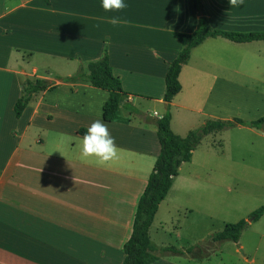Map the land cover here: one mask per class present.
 <instances>
[{
    "label": "crops",
    "instance_id": "obj_1",
    "mask_svg": "<svg viewBox=\"0 0 264 264\" xmlns=\"http://www.w3.org/2000/svg\"><path fill=\"white\" fill-rule=\"evenodd\" d=\"M49 1L0 0V264H123L140 198L161 153L155 120L170 110L172 131L185 138L210 121L263 117L264 92L236 79L264 74V41L207 39L192 50L179 77L182 90L168 104L166 76L182 49L175 33H193L198 25L192 0H125L128 7L118 13L105 12L101 0ZM202 2L214 29L264 32V0H244L239 7L229 0ZM113 16L124 22L113 26ZM106 47L126 100L140 115L120 107L114 121H105L109 91L59 81L100 59ZM252 47H259L248 54L256 65L245 68L247 53L241 51ZM27 79H45L54 88L33 99L19 118L15 106ZM151 104L159 111L151 112ZM96 119L108 125L120 149L106 165L81 155L82 138ZM234 127L264 139V130ZM201 143L159 206L150 228L153 244L165 226L163 211L190 213L180 198L194 187L181 173ZM260 222L264 213L248 227ZM243 233L233 242L232 264H264V233L253 232L250 248ZM217 250L206 256L182 251L185 264H213L208 262L220 255ZM181 260L168 255L152 264Z\"/></svg>",
    "mask_w": 264,
    "mask_h": 264
},
{
    "label": "rangeland",
    "instance_id": "obj_2",
    "mask_svg": "<svg viewBox=\"0 0 264 264\" xmlns=\"http://www.w3.org/2000/svg\"><path fill=\"white\" fill-rule=\"evenodd\" d=\"M258 49L259 47H252L241 51L244 55L247 53L243 61L245 68L256 65L248 54L251 51L253 54ZM226 65L233 66L229 60ZM262 65H259L261 70L264 69ZM251 76L252 78L240 77L236 80L264 92L263 72ZM148 107L151 112L159 111L156 104ZM242 115L250 117L244 112ZM233 116L234 119L237 117ZM249 131L234 127L223 131L221 135L208 136L203 140L193 162L185 165L181 173L184 178L190 175V186L194 187L180 198L183 204H190V213L185 214L183 209H180L179 214L176 210L169 209L170 213L163 211L160 218L164 220L165 226L158 237L154 236V244L159 247H174L179 251L193 248L197 255H201L202 249L213 252L218 247L216 252L220 255L215 257L213 253L212 261L208 263H233L230 255L232 249H235L234 243L226 241L210 244V238L223 231L227 224L241 220L248 223L253 221L252 213L264 208V139ZM253 232L264 233V222L255 224V228L247 226L244 230L242 242L248 248L256 243V237L251 236ZM158 249L160 257H183L182 263H187L185 254H169L163 248Z\"/></svg>",
    "mask_w": 264,
    "mask_h": 264
},
{
    "label": "trees",
    "instance_id": "obj_3",
    "mask_svg": "<svg viewBox=\"0 0 264 264\" xmlns=\"http://www.w3.org/2000/svg\"><path fill=\"white\" fill-rule=\"evenodd\" d=\"M49 3V0H44ZM198 13L199 20L193 33H175L181 41L182 49L176 59L170 63L166 76V92L164 100L170 104L181 92L182 86L179 80L182 68L191 57L192 50L203 44L209 38L223 37L235 43H247L264 41V32H231L217 30L211 27L202 0H192ZM64 83H87L93 87L101 88L110 92V97L104 106V120L112 122L116 119L120 107L130 114L140 115V111L128 100L124 94L122 81L114 75L110 64L108 48L103 56L86 66H80L76 74L71 77L60 78ZM54 85L45 79L29 80L23 83V93L15 106L16 115L20 118L28 105L41 93L52 90ZM172 115L170 110L155 120L157 135L161 144V153L155 163L147 187L140 198L135 215L133 233L124 246L125 261L123 264H152L160 258L158 247L150 237V228L154 222L160 204L165 200L175 177L184 163L190 162L193 152L197 149L202 139L206 136L234 127L236 124L264 130V116L256 121H244L235 118L231 121H210L201 128L192 131L187 137L181 138L174 134L171 129ZM264 213L260 208L254 213L253 221H258ZM248 222L241 220L237 223L227 224L223 231L214 234L210 238V244L231 241L239 243L242 233L247 228ZM165 253L184 255L185 253L167 247ZM193 248L187 253H192ZM210 251V250H209ZM209 252L202 249L201 255L206 256Z\"/></svg>",
    "mask_w": 264,
    "mask_h": 264
},
{
    "label": "clouds",
    "instance_id": "obj_4",
    "mask_svg": "<svg viewBox=\"0 0 264 264\" xmlns=\"http://www.w3.org/2000/svg\"><path fill=\"white\" fill-rule=\"evenodd\" d=\"M244 0H229L231 7H239ZM101 6L105 12H121L128 7L125 0H101ZM119 16H113L109 23L113 26L121 24ZM120 149L115 138L110 134L108 125L100 119L94 120L88 127L86 134L82 138L83 158H95L99 165H106L118 158Z\"/></svg>",
    "mask_w": 264,
    "mask_h": 264
},
{
    "label": "water",
    "instance_id": "obj_5",
    "mask_svg": "<svg viewBox=\"0 0 264 264\" xmlns=\"http://www.w3.org/2000/svg\"><path fill=\"white\" fill-rule=\"evenodd\" d=\"M252 220H250L249 222H251Z\"/></svg>",
    "mask_w": 264,
    "mask_h": 264
}]
</instances>
